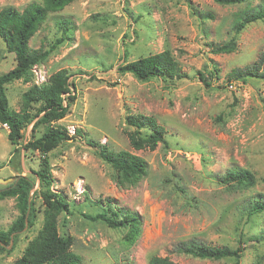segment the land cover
Here are the masks:
<instances>
[{
	"label": "rangeland",
	"instance_id": "374dc122",
	"mask_svg": "<svg viewBox=\"0 0 264 264\" xmlns=\"http://www.w3.org/2000/svg\"><path fill=\"white\" fill-rule=\"evenodd\" d=\"M33 1L40 0H0V9L21 10ZM260 3L264 0H251L252 5ZM244 7L213 0H76L48 14L29 40L32 49L49 50L64 37L45 61L32 66L31 81L41 84L61 68L72 72L75 99L56 124L69 134L80 128L84 135L43 155L23 147L41 133V125H27L14 145L8 126L0 123V189L18 175L36 176L46 156L50 189L68 203V211L57 218L58 232L72 237V250L81 257L78 264H147L152 255L178 264L234 262L175 251L179 241L190 238L213 246H243L239 264H264V211L250 206L264 196V78L232 76L264 50V18L235 33V12ZM232 37L233 52H212ZM164 49L173 53L183 77L139 81L119 70L125 61ZM14 56L0 38V74L13 68ZM29 83L17 79L6 85L11 108L19 110ZM128 112L155 117L164 126L166 144L135 150L126 135L134 129L126 122ZM148 131L142 128L141 134ZM87 140L142 157L145 175L135 184H118L116 170ZM233 166L250 171L254 183L243 187L225 181L224 173ZM33 186L34 225L0 250V264H13L41 227L44 204L38 178ZM16 202L15 196L0 197V231L19 215ZM105 210L137 214L140 231L132 242L126 239L127 227L88 217Z\"/></svg>",
	"mask_w": 264,
	"mask_h": 264
},
{
	"label": "trees",
	"instance_id": "16d2710c",
	"mask_svg": "<svg viewBox=\"0 0 264 264\" xmlns=\"http://www.w3.org/2000/svg\"><path fill=\"white\" fill-rule=\"evenodd\" d=\"M76 0H40L33 1L21 10L12 6H5L0 9V38L4 41L6 50L14 53L15 65L10 70L0 74V123L8 126L7 137L11 144H17L22 137V130L33 122V127L41 125V133L32 136L23 147L25 149L38 150L45 155L56 147L60 142L74 139L77 134L83 136L80 128L73 134L56 124L69 111L70 105L75 99V84L69 78L72 72L67 68H61L51 73L48 79L36 84L31 81V68L40 64L49 56L64 37L60 36L50 46L49 50L41 48L32 49L29 40L46 20L48 14L59 12L68 4ZM221 5L244 4L245 7L235 12L232 28L235 33L241 31L247 24L262 20L264 18V4L252 5L251 0H213ZM202 18H212L211 13H201ZM62 31L65 33L67 28ZM236 48L235 38L229 41L218 43L212 48L213 53H229ZM126 56V54L124 55ZM263 72H259V69ZM120 72H129L139 81H147L151 78H181L183 72L175 56L169 49L148 54L136 60L125 61L119 65ZM233 77L242 81L247 77L257 76L264 78V50L258 60L242 69H235ZM206 85L208 82L199 73ZM21 79L30 82L27 88L21 93L19 110L10 107L6 94V85ZM126 122L133 126L132 131H126L130 145L135 149H155L159 142L166 144L164 138V126L159 124L155 117L142 113H127ZM149 131L141 134V129ZM87 144L95 147L97 155L109 163L116 170V182L120 185L135 184L146 173V162L144 159L127 150L112 151L105 146L92 140ZM36 176L18 175L12 182L0 189V197L15 196L16 206L19 215L11 223L6 231H0V250H5L9 245L10 234L15 233L13 241L24 227L25 214L28 213V228L35 222L36 214L33 202L28 203L29 193L38 178L40 183L39 194L44 204L41 227L36 234L27 241L22 254L13 261V264H78L80 255L72 250L73 239L70 235H61L58 232L57 218L62 212L68 211V203L64 197L50 189L51 173L47 157L41 158V169L34 172ZM225 181H234L240 186L246 187L254 183L253 174L237 166L228 168L224 173ZM107 200V199H106ZM108 203V200H107ZM252 210L264 211V196L250 201ZM90 219H100L110 227H127L126 239L130 242L135 239L140 231V221L136 213L119 212L108 213L107 210L88 216ZM13 248V246H12ZM11 248V249H12ZM244 247L229 248L227 246H213L197 238H190L179 241L175 251L190 255L195 258L219 260L231 257L239 264ZM147 264H178L169 257L152 255Z\"/></svg>",
	"mask_w": 264,
	"mask_h": 264
},
{
	"label": "water",
	"instance_id": "95a60500",
	"mask_svg": "<svg viewBox=\"0 0 264 264\" xmlns=\"http://www.w3.org/2000/svg\"><path fill=\"white\" fill-rule=\"evenodd\" d=\"M8 179H5V180H3V181H7ZM33 187L34 186H32V188H31V190L33 189ZM31 192V191H30ZM30 193H29V197H28V203H30ZM28 213H29V208H28V210H27V212H26V214H25V218H24V227H23V229L20 231V232H22V231H24L27 227H28ZM16 233V232H15ZM15 233H12V235L10 236V242H9V247L12 245V236L15 234Z\"/></svg>",
	"mask_w": 264,
	"mask_h": 264
}]
</instances>
